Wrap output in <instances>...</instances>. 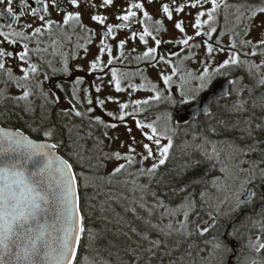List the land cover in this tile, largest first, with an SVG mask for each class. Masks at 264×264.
Segmentation results:
<instances>
[{
    "label": "snow or ice",
    "instance_id": "6c2138e0",
    "mask_svg": "<svg viewBox=\"0 0 264 264\" xmlns=\"http://www.w3.org/2000/svg\"><path fill=\"white\" fill-rule=\"evenodd\" d=\"M61 2L62 0H0V74L6 76V82L14 83L21 90L20 95L10 99L17 105L23 102L21 110L25 113L35 111L29 99L34 94V87L41 88L40 94L46 103L49 102L48 93L42 90L44 81L49 79L48 73L43 72V80L36 79L45 64L49 68L52 67L51 61H44L43 54L49 53L50 49V55L59 54L62 57V68L53 69V72L61 71L71 75L68 55L61 51L62 47L71 44L73 36L77 41L85 39L87 43H91L92 37L96 35L93 29L82 22L81 0H64L66 5L75 9L74 11L62 10ZM175 3L176 0H169L161 5L160 11L169 21L173 20L172 5ZM112 4L113 0H102L101 5L90 3L89 7H106ZM205 4H210L211 7L204 9ZM222 6L225 9L230 7L227 0H188L187 3L177 5L176 13L183 12L185 7H199L202 10L197 12L191 25L195 30L193 35L187 34L183 20H177L174 27L182 34V38L170 41L158 38L162 30L167 31L164 21L155 20L157 27L154 34L146 23L153 19L152 16L144 10L143 3H137L135 0L127 6L123 14L116 16L119 23H106L108 17L104 14L91 15L92 21L103 26L104 34L99 41V54L89 65L90 73H104L107 68L111 72L109 83H114L115 91L125 90L121 87V81L127 78V73L109 66L113 65L114 60L124 56L123 50L127 41H119L118 57L113 56L112 45L107 41L109 37L116 38L117 30L131 28L135 22L142 25L143 30H133L131 39L135 40L138 36L140 42L147 45V38L150 37L155 43V47H147L136 59L154 61L153 66L160 63L171 65V74L160 73L166 88L161 90L152 84L150 90L154 95L144 100L132 101V111H128L129 103L114 101L119 104L118 114L107 112V116L113 121H118L128 128L132 139V143L127 145V152L113 151L105 154L107 160L123 161L109 173L108 183L111 185L113 179L123 173H127V177L131 179H117L116 183L121 185L123 190L118 195L110 192L108 200L101 205L102 213L107 211L104 206L107 204L115 217L113 221L102 215L101 219L106 222L102 230L103 235L101 231L89 226L91 212L86 214L82 210L78 175L74 172L70 160L60 154L65 145L58 135L57 126L47 124L44 114L35 127L29 125L42 139H33L19 129L0 127V264H196L194 251L204 252L209 246L211 251L208 256L220 254L219 264H225L224 257L232 249L221 238L223 234L213 235L211 241L202 240L204 248L197 242L217 226V215L213 214V206L210 200L206 199L207 192L201 191L197 200L196 194L190 190L195 184L204 183L203 179L189 184H181L179 180L188 168L195 167L201 161L190 158L179 166V170L168 168L174 148L173 136L179 123H172L171 114L166 115L163 127L159 126V116L150 122L137 118V107L140 105L150 106L152 102L158 104L161 101L173 105L177 103L170 94L166 95L171 92L173 76L177 73H180L183 81L179 102L185 105L196 101L202 93L212 91L218 77H233L226 80L229 89L224 93L233 96L231 105L225 108L229 118H218L209 109L203 110L209 118L207 132L223 139H212L211 135L194 137V140L198 139L200 142L192 146V151L199 152L205 161H213V168L217 164L220 165L224 188L220 187L221 177H214L211 181L212 187L217 191L230 189L229 181L238 182V187L231 192V196L225 197V201L221 202L230 201L232 213L239 212L244 207L255 208L256 202H259L260 210L255 214L260 220L254 221L253 225L258 226L261 234L256 236L255 241L250 239L248 246L257 254L264 252V192L257 191V188L264 187V93L255 96L257 90L264 89V38L255 43L251 39L241 40V48L249 45L252 47L251 52L244 53L239 51L237 43L233 40L230 45L232 51L227 58L213 67L209 61H214V53L226 50L219 39H215L214 43L209 42L213 41V34L218 31L215 23ZM231 7H235L239 13L237 21H241L245 13L248 14L247 19L250 22L258 15L264 16V0H244L243 3ZM134 9L142 11V19H136L137 11ZM53 11L60 14V21L51 18ZM205 25L208 28L202 31ZM261 26H264V21ZM251 30L252 26L249 24L243 29L244 35H248ZM220 35L224 33L221 32ZM198 37H206L203 39L206 59L202 62L203 68L198 74L181 72L179 65L173 64L170 58L157 52L161 43L199 48L200 44L190 45V42ZM30 44H34V47L30 48ZM5 45L18 46L20 50L17 51L15 47L9 50ZM78 46L87 52L85 45ZM180 51H183V48ZM105 53L108 56L106 64L103 60ZM170 55L180 56V52ZM192 55L194 54H189L184 59H191ZM242 55L244 59L241 58ZM258 55V63L247 58ZM33 56L37 62H33ZM10 59L19 62L16 67L20 75H15L14 69L8 66ZM189 80L196 81V84L185 89L184 84ZM82 84L81 77L74 79L72 98L68 101L71 107L61 110L62 117L74 115L83 118L86 115L77 107L81 103L78 92ZM54 87L64 91L63 83H57ZM129 87L136 90L135 85L129 84ZM83 91L84 98L90 105L86 112L93 113L95 109L91 105L94 102L89 90ZM95 91L99 93L101 87L96 86ZM51 95L55 97L51 103L58 104L60 97L55 92ZM4 99L9 97L5 95L4 90H0V102ZM106 99L113 101L111 96ZM95 103L103 107L105 100L97 97ZM257 108L262 115H256ZM129 117L142 134L143 140L139 142L141 151L137 150L136 138L131 136L132 129L127 124ZM178 119L182 120L183 117ZM93 121L105 129H115L119 126L118 123L105 122L100 115L89 117V123ZM170 132L172 134H169ZM234 133L238 135H233ZM103 136L108 137V132L105 131ZM120 147H125L123 142ZM184 155L191 157L188 151H185ZM240 157H249L247 161L240 160V164L247 163L246 168L230 163ZM146 161H152L150 166L145 167ZM135 165H139L136 172H129L128 168ZM141 177L146 178L147 183H140ZM177 198L180 202L174 204ZM112 204L119 206L121 211L112 208ZM205 204L210 210L203 213ZM89 207L94 209L95 205ZM215 211L220 213L218 205ZM204 215L207 219H204ZM108 224L113 227L108 228ZM236 232L237 229L233 227L227 235L235 237ZM109 233L111 239H107ZM84 239L88 242V250L95 252L96 256H79ZM98 239H107V242L97 247ZM101 251L107 252L109 257L115 256V261L99 257ZM251 264H264V257L253 259Z\"/></svg>",
    "mask_w": 264,
    "mask_h": 264
},
{
    "label": "trees",
    "instance_id": "16d2710c",
    "mask_svg": "<svg viewBox=\"0 0 264 264\" xmlns=\"http://www.w3.org/2000/svg\"><path fill=\"white\" fill-rule=\"evenodd\" d=\"M237 47L239 48V51L241 53H244L245 51H241V49H246V47H240V42H236ZM251 52V51H250ZM242 59L245 57L242 55ZM248 59H252L255 62H259V55L256 57H247ZM233 77H218L217 81L223 80V79H230ZM68 80H72V78H67ZM55 81V79H54ZM65 81V79H64ZM56 82V81H55ZM247 82V81H245ZM0 90H4V93L7 97H9L10 102L9 103H3L0 102V125L6 128H13V129H19L22 130L24 133L29 135L33 139H42V136L38 135L36 132L32 131V127H35L40 122V117L42 114L46 115L51 118L50 112L47 108L50 106L48 105V102L46 103H40L44 107H38L37 110H42L40 114L36 116L37 119L34 120L33 115L30 113H25L21 110V105H15V101L13 99H10V97H15L17 92H20L19 89H16V87L9 86L7 83H2L0 81ZM57 95L60 97L59 106L56 108L53 107V110L55 113L59 114L57 112V109L61 108L62 105L65 102L64 96L65 94H62V92L56 91ZM262 93H264V89H259L255 92V96H260ZM247 95V93H245ZM173 97V96H172ZM233 100V96H227L226 98L218 101H213L211 104V112L214 113V115L218 118H229V114L225 111V108L230 106ZM197 101V100H196ZM196 101H192L193 104ZM153 103V102H152ZM46 105V106H45ZM177 107V103L175 105L170 103H164V105H160L156 108V110H144L145 116L150 115H156L161 110H167L170 112L172 116V123H174V109ZM256 115L260 116L262 115L259 108L256 110ZM45 112V113H44ZM55 114H53L54 116ZM46 115V117H48ZM58 116V115H57ZM50 118H47L46 123L51 125H56L59 129L58 135L61 139L64 141V147L60 150V154L63 155L66 159H69L70 162L73 164V169L78 175V183H79V193L81 196V205L82 210L87 214L89 211L91 212V218L88 221L89 226H91L94 229H97L98 231H101L102 235V228L101 223L104 221L101 219L102 215H106L109 217V219L113 220L115 219L113 212H101V205L104 204V200H108V194L111 192L113 195H118L121 190L118 187V184L116 183V180H123L125 178L131 179V177H125L119 176L115 179H113L112 184L110 185L108 183V177L109 173L106 169V162L103 161L102 155H99L104 148H108L111 144V139L108 137L103 136V133L106 131V129L103 126H98L95 123H85L83 126H79L76 123H65L63 121L57 120V118H54L51 120ZM31 125L32 127H29ZM209 125V118L207 115H201L200 117L194 119L193 121L186 123L184 125H179L177 129H179V137L181 140V145L179 148H176L174 146L172 150V158L170 163L168 164L169 169L176 168L179 170V166L186 161H188L190 158L192 160H200L201 163L196 165L195 167L188 168L183 177L179 178L181 184H189L193 181H198L203 179L204 183L195 184L190 190L193 191L196 194L197 200H199V193L201 191H206L208 198H213L211 202L212 204V211L214 215H217V226L215 229L211 230L209 234H206L204 238H201L197 242L200 244L201 248H204V244L202 240L206 239L211 241L213 235L217 234H223L222 239L225 240V242L229 245V247L232 249L231 252H229L227 255H225V264H251V261L253 259H260L264 257V252H261L259 254L255 253L252 249L249 248V240L255 241L256 236L261 234L258 230V226H254V221H259L260 217L257 216L255 213L260 210V204L257 201L255 204V208L252 207H244L239 212L232 213L231 208H227L226 205H222L218 203V195L221 193V191H217L216 188L212 187L211 181L214 177H221L220 180V187L223 188V175L219 171L220 165L217 164L215 168L212 167L213 161H205L203 157L199 154V152H193L192 146H186L185 140L187 139H193L196 135H211L207 132V128ZM233 135H238L237 133H234ZM212 139H223V137H216L215 135H211ZM175 140V138L173 139ZM100 141H103V143H100ZM176 144V140L174 141ZM200 141L198 140V143ZM174 144V145H175ZM185 151H188L191 153V157L185 156ZM249 157H240L239 159L232 161L230 163H234L239 165L240 167H247V163L240 164V160L247 161ZM89 161V162H87ZM87 162V163H86ZM84 163L90 164L94 166V170H88L85 168ZM93 174H91L90 172ZM83 174L85 176H88L91 178V176H94L96 180L100 179V184H88L87 187H85V183L82 181ZM175 175L174 173L172 174ZM140 183H147L146 178L141 177L139 180ZM238 183V182H237ZM258 192H264V187L257 188ZM128 195H131V193H127ZM210 196V197H209ZM179 198H177L174 201V204L179 203ZM90 205H95L94 209H90ZM105 204L104 206L107 208ZM219 206L220 213L217 214L215 209ZM113 206V204H112ZM116 211H121L119 206H116ZM209 207L207 204L204 205L203 213H206L209 211ZM251 217V219H249ZM204 219H207V216L204 215ZM113 225H110V228H112ZM233 227L237 229L235 237H230L227 235L228 232H231L233 230ZM111 234L109 233L107 235V239H111ZM107 239H98L97 241V247H101L106 244ZM87 240H82V246L79 250V256L82 258L83 256L87 255L90 258L93 257L91 255L92 252L88 250L87 247ZM210 248V246H209ZM208 248V249H209ZM208 249H206L204 252L207 254ZM113 251H115L113 249ZM103 259H111L113 262L115 261V256L109 257L108 254L105 257H102ZM194 258V257H193ZM195 259V258H194ZM196 264H199V261L195 259ZM215 264H219V255H216V260L214 261Z\"/></svg>",
    "mask_w": 264,
    "mask_h": 264
},
{
    "label": "flooded vegetation",
    "instance_id": "af4514ba",
    "mask_svg": "<svg viewBox=\"0 0 264 264\" xmlns=\"http://www.w3.org/2000/svg\"><path fill=\"white\" fill-rule=\"evenodd\" d=\"M132 2H133V0H113V4L110 5V6L90 8L89 7L90 3L99 6V5L102 4V0H81V9L80 10L83 13L82 22L88 28L93 29L94 32L96 33V35H94L92 37V42L91 43H87L85 39H80L79 41H77L76 37L73 36L72 43L71 44H65L62 47L61 51L64 54L68 55V59H70L71 62L72 61H76V63H77L76 66H78V65L80 66L79 69L75 70L78 73V74H76V77H80L81 76L83 78V83H85V77H87L86 76L87 72L89 74H97L98 73V72L90 73L89 72V65L90 64L89 65H85L83 60L85 59V57H88L90 55L91 49L94 48V46L97 48V52L95 54V57L99 54V51H98L99 50V46H100L99 45V41H100V39L102 38V36L104 34L103 26L99 25L95 21H92L90 19L91 15L104 14V15H106L108 17L106 23H108V24H116V23H119V21L116 19V16L120 15V14H123L124 10H126L127 6L130 3H132ZM135 2L144 4V10L147 11L153 18L151 21H153V20L154 21L155 20H163L164 21V26H166V24L168 22V19L166 18V16H164V14L160 11V9H161L162 3H168L169 0H152V2H149V0H135ZM182 2L183 3H187L188 0H176V3L172 5L173 21L176 22L177 20H183L184 21V27H185L186 32H187L188 31L187 26H189V24L192 25L194 23L195 16H196L197 12L202 10V9H200L199 7H197V8L185 7L183 12L176 13L175 12V7L177 5H179L180 3H182ZM243 2H244V0H227V3L230 5V7L225 9L222 6L219 9V11L217 13V20H216V23H215V26L217 27L218 31H217V33L213 34V37H214L213 41H209V42L214 43L215 39H219L222 42L221 43L222 46L225 47L226 44H228V42H232L233 40H235V42H240L241 40L250 38V33L248 35H244L243 29L246 26H248L249 24H251L252 30H253L254 26H257L258 23H260V21H258V18L263 17V16L258 15L253 21L250 22L247 19V15L248 14L245 13V16L242 17L241 21H237V26H238L237 31L239 33L238 37L235 36V35H232L230 33H227L225 31V28H227V26L229 24L228 21H230L229 13L232 12L236 16L239 15V13L236 12V8L235 7H231V6L232 5H238V4L243 3ZM0 7H2V6H0ZM209 7H211L210 4H205L204 5V9H207ZM61 9L62 10H73V11L75 10V9H71L70 6L66 5L64 0H62V2H61ZM134 11H137V10L134 9ZM51 18H53V19H55L57 21H60L61 16L56 11H53L52 14H51ZM142 18H143L142 11H137V18L136 19H142ZM204 19H206V17H204ZM149 22L150 21L146 22L148 26H149ZM37 23H39V22L37 21ZM207 28H208V26L205 25V27H204V29H202V31H206ZM133 30L142 31L143 30V26L138 24V23L133 22L131 28H125V29L117 30L115 39H112L111 37L108 38L107 42L110 45H112V50H113V56L114 57L120 56V52H119V49L117 47V45L119 44V41L120 40H126L127 41V43L125 44L124 50H123L124 51V56L121 57L118 60H114V63H113V65H111V67H116L117 69H120L121 67H123L124 69H128L129 71L130 70H134L135 71V69L137 71H139L138 76L135 78V82H134L133 85H136V88L138 90H141V91L144 92L145 90L151 88L150 84H147L146 86H144V82H145L146 78L144 79V75L143 74L145 72V68L148 67L150 70H152V68H155L156 65L153 66L155 64L154 61L153 62H149V61H145L144 62L143 59L138 60V59H136V57L140 56L145 51V50H143L144 48L155 47V43H154V41L149 39L148 40V44L145 45V44L140 42L138 36H137V38L135 40L131 39V32ZM150 30H152L153 33L156 34V32H155V30H153V28H150ZM190 30H191L190 31L191 35H193L195 30L193 28L192 29L190 28ZM221 32H223L224 35H220ZM188 33L189 32H187V34ZM163 36H164V34H162V33L158 34V38L161 39L162 41H170L171 40V39H162ZM180 38H182V34L179 32V30H177V37L174 40H178ZM260 38H264V31L261 34ZM203 39H206V37H204V38H199L198 37L194 41L199 40V41L203 42ZM194 41H191L190 44L192 42H194ZM256 41H257L256 39L253 40V42H256ZM150 44H152V45L150 46ZM172 44L173 43H165V45L161 44L159 46V48L157 49L158 54L159 55H164V56H166V57H168L170 59L174 58V55H169V53H168L171 50L170 49H165L166 46L169 47ZM78 45H85L87 47V49H88L87 52H85L83 47H80ZM228 45H231V43L228 44ZM5 47H7L9 50H12L13 47H15L17 51L20 50V48L18 46L5 45ZM31 47H34V44H30V48ZM179 47L180 48H185L184 46H179ZM133 49H135V51H133ZM221 53H222V55H220V56H224L225 55L223 52H221ZM43 56H44V61H49L50 60L49 59V53H44ZM73 56L75 58H73ZM103 58H104V60L106 58L108 59V56H107L106 53H105ZM33 62H37L35 56H33ZM18 63L19 62L17 60H13V59H10L8 61V66L12 67L14 69V74L15 75H20L19 69L16 67ZM106 63H107V60H106L105 64ZM53 69H57V68H53V67L49 68L45 64L42 67L41 72L36 77V78L43 77V72H45V71L49 75V79L44 81L43 85H44V92H47L48 96H49L48 105L50 107L47 108V109L51 113L50 114V116H51L50 119L51 120H53L54 118H57V120L63 121L65 123H72V124L76 123L79 126H83V124L89 123V117H94L96 115H100L101 116V113H99V111L92 105H91V107H94L95 111L93 113H87L86 112V109L88 107H90V105L87 104L86 99H85V101H84L83 98L81 99V96L79 94L80 91H79L78 95L80 96L81 103L78 104L77 107L82 112H85L86 115L83 118L75 117L74 115L71 116V117H62L60 115L61 110L71 107V105L68 103V101L72 98L71 97V91H72V84H73L74 79L68 80L67 78H70L72 75L74 76L75 72H74V70H72L71 71V75H66V74H64L61 71L53 72ZM97 75H94L93 77H97ZM0 78H1L0 81L2 83H7L6 82L7 80L4 79L5 78L4 75L0 74ZM54 79H55L56 82L54 81ZM64 79H65V81H64ZM33 82H34L33 85H35V80H33ZM57 83H63L64 84V91H61V90H59V89L54 87V85L57 84ZM79 88H81V85L79 86ZM56 91L62 92V94H65V96H64L65 102H63L64 104L62 105L61 108L57 109V112H59V114L55 113V111L53 110V107L56 108L57 106H59L58 105L59 103L58 104L51 103V101L55 99V97H53L51 95V93L52 92L56 93ZM33 93H34L33 96H31L30 98H32L34 96L37 97V93L35 92L34 88H33ZM18 95H20V92H17V94L15 96H18ZM56 95H57V93H56ZM173 98H175V97L173 96ZM38 99H39V97H38ZM199 99L196 102H194V103H198ZM39 101H40L39 104L43 103V102L45 103V99H44V97L42 95H41V98L39 99ZM21 103H20V105H21ZM190 104H192V103H190ZM40 105H41V107L43 106L42 104H40ZM185 106H186L185 104L177 103V107H175V109H174V116H175V113H176L177 110H179V109H181L182 107H185ZM53 114H55V115L53 116ZM140 114L144 115V112H142ZM37 115H38V113H36V115L33 116L34 120L37 119V117H36ZM137 118L139 119V117H137ZM92 123H95V122L93 121ZM174 123H175V120H174Z\"/></svg>",
    "mask_w": 264,
    "mask_h": 264
},
{
    "label": "rangeland",
    "instance_id": "374dc122",
    "mask_svg": "<svg viewBox=\"0 0 264 264\" xmlns=\"http://www.w3.org/2000/svg\"><path fill=\"white\" fill-rule=\"evenodd\" d=\"M236 17L237 16L234 15L232 12L229 13L230 21H228L229 24H228L227 28H225V31L227 33H230V34L238 37V35H236V33H238V31H237L238 26H237ZM258 21H260V23H258L257 26H254L253 30H251V32H250V38L249 39H251V40L256 39L258 41V39H260L261 34L264 31V26H261V22L264 21V16L258 18ZM154 22H155L154 20L149 22V27L153 28V30H155V28L157 27V25H155ZM174 23H175V21H173V20L169 21L168 20L166 26H164V28H166L167 31L162 30L160 32V33L164 34L162 39H171V40L176 39L177 29H175ZM190 28L192 29L191 25L189 24V26H187V29H188L187 32H189V33L191 31ZM189 35H191V33ZM147 39L149 40L151 38L149 37ZM230 43H232V42H228V44H230ZM161 44L165 45V43H161ZM193 44H200L201 47H199V48L185 47V48H183V51H181V52H180L181 48L179 47L180 45H177L175 43H173L169 47H167V46L166 47L164 46V47H165V49L171 50L170 52H168L169 55L173 52H180V56H174V58H172L171 60L173 61V64L179 65L181 72L190 71L195 75V74H198L203 68L202 62L206 59V49L203 45V42H201L199 40L192 42L190 45H193ZM228 44H226V46H225L226 50H225V52H223L225 54L224 56H220V55H222L221 52L214 53V58H215L214 61H209L210 63H212L213 67L215 66L216 63L222 62L223 59H226L229 52L232 51V49L230 48V45H228ZM151 45L152 44H150V46ZM143 50H146V48H144ZM241 51L250 52V51H252V47L249 45V46H247V50L241 49ZM50 52H51V49H50L49 53ZM96 52H97V48L94 46V48L91 49L90 55L88 57H85V59L83 60L85 65H89L91 63V61L95 59ZM189 54H194V55H192L191 59H184V57L189 55ZM49 59H50L49 61L52 62L53 68L60 69L62 67V62H61L62 57L59 54L56 56H52L49 54ZM103 60H104V58H103ZM106 60H108V59L106 58L104 60V63L106 62ZM144 62H145V60H144ZM69 64H70L69 66H70L71 70H74V72H75L74 76L72 75L70 78L75 79L76 74H78L77 71H75V70L79 69L80 66L79 65L76 66V64H77L76 61L71 62L70 59H69ZM123 69L124 68L121 67L119 70L123 73H127V78L122 79V81H121V87L125 89L124 91H122V92H116L115 91L114 83H109V81L111 80V72L106 68L104 73L98 72L97 73L98 75L97 74H89L87 72V74H86L87 77H85V83H83L81 85L80 92H79L81 99L83 98L85 101V98H84L85 93L83 90L88 89L89 94L91 95L93 102H94L92 106H94L99 111V113H101V118L104 119L105 122H114V123H118V125H119L115 129H106V131L108 132V135H110V137H111V144L109 145L108 148H104L102 150V152L99 154V155H102L103 161L106 162V169L108 172H111L113 170V168L118 163H122L123 161L117 162L115 160H107V159H105V154L111 153L113 151H120L121 153L127 152V145L132 143V139L129 135L128 128L122 124H119L118 121H113L111 117L107 116V112L111 111V112L118 114L119 104L114 102V101H119L120 103H129L130 107H129L128 111H132V103H131L132 101L144 100V99H147L148 97L154 95V93L150 89H147L143 92L141 90H138L137 88H136V90H133L132 88H130L129 84H131V85L134 84L135 78L138 76L139 71H137L136 69H135V71L134 70L129 71L128 69H124V70ZM161 72H164L165 74H171V65H165L164 63H160V64L156 65L155 68H152V70H150L148 67H146L145 72L143 74L144 79L146 78L145 82H144V86H146L147 84H150V85L155 84L159 89L164 90L166 88V86L163 84V81L160 78ZM94 75H97V77H103V79H98L97 77H93ZM4 79L7 80L6 76ZM36 79L43 80V77H38ZM0 80H1V78H0ZM7 83L9 84V86L16 87L14 83H11V82H7ZM182 83H183V81L180 78V73H177L176 76H173V84L171 85V92L166 93V95H168V94L171 95L172 89L176 88L178 90V94L180 97V89H181ZM33 84H34V82H33ZM195 84H196V81L189 80L188 83L184 84V87H185V89H188V88L194 87ZM96 86L101 87V91L99 93H97L95 91ZM16 89H18V88L16 87ZM34 90L37 93V97L34 96L32 98H29L32 101L33 106L35 108V111L33 113H30L33 116L36 115V113H39V114L41 112L43 113L42 110H37L38 107L40 106L39 99L41 98V94H40L41 88H35L34 87ZM42 90L44 91V85H42ZM20 94H21V90H20ZM108 96L113 97V101H108L106 99ZM38 97H39V99H38ZM97 97L99 99L105 100V105L103 107H100L99 105H97L95 103ZM199 97L197 98V100L199 99ZM2 102L3 103H9L10 101L7 99H4ZM164 103H167V101H161L158 104L156 102H153L150 104V106H144V105L138 106L137 107V113H138L137 117H139V119L145 120L146 122H150V121L156 120V118L159 116L160 117L159 126L163 127L166 115L170 114L169 111L161 110L158 114L150 115V116H145V115L140 114V113L144 112V110L145 111L156 110V108L158 106L164 105ZM14 104L17 105L16 102ZM21 106H23V102L21 103ZM46 115L48 116V114H46ZM47 118H50V117L48 116ZM127 124H128V127H130L132 129L131 136H134L136 138V141L138 142L137 143V150L141 151L142 149L139 146V142L143 140V137H142L140 130L136 128L135 122L130 117L127 118ZM169 134H172V133L170 132ZM195 135H196L195 137L200 136L198 134H195ZM174 138L176 140V144L174 142V144H175L174 146H176V148H179L181 145V140L179 137V129H176L175 134L173 136V139ZM121 142L124 143L125 147H123V148L120 147ZM144 142H147V141H144ZM197 143H198V139H196V140H194V139L185 140L186 146H190V145L194 146ZM137 159H139V157H137ZM87 162H89V161H87ZM86 163H84V166L86 169L94 170L93 165L86 164ZM151 163H152V161H146L145 167L150 166ZM138 167H139V165L132 166V167L128 168V171L135 173L136 169ZM88 172H90V171H88ZM90 173L93 174L92 172H90ZM126 175H127V173H123L120 176L125 177ZM82 181L84 183H87V185L92 184L93 182H94L93 184H97V185L101 183L100 179L96 180V178H94V176H91V178H89L88 176H85L84 174H83ZM229 184L231 185V188L222 190L221 193H219V195L217 196L219 198L218 203L222 204V205H226L227 208H231V202L230 201L229 202H223V203H221V202L225 201V197L231 196V192L235 191V189L238 187V183H233L232 181H229ZM129 187H131V185H129ZM118 188L122 189V186H120ZM223 188H224V186H223ZM137 195H139V193H137ZM208 199L210 201L213 200V198H208ZM104 202H105V200H104ZM116 206H117L116 204H113L112 208H115L117 210ZM107 210L110 213L112 212L111 208H108V206H107ZM105 223H106L105 221H102L101 223H99V224H101L102 230L105 227ZM110 225L111 224H108L107 227L110 228ZM210 251H211V247L208 249L207 254L205 252L197 253L194 251L193 257L199 261V264H215L214 261L216 260V255L218 256L220 254H216L213 257H209L208 253ZM107 254H108L107 252L101 251L99 253V257H105ZM91 255L96 256L97 254L95 252H92ZM201 257H203L204 259H201Z\"/></svg>",
    "mask_w": 264,
    "mask_h": 264
},
{
    "label": "water",
    "instance_id": "95a60500",
    "mask_svg": "<svg viewBox=\"0 0 264 264\" xmlns=\"http://www.w3.org/2000/svg\"><path fill=\"white\" fill-rule=\"evenodd\" d=\"M227 79H223L220 81H217L214 85L212 91L204 93L198 103H193L186 105L185 107H182L181 109L177 110L175 113V123H179V125H183L186 123H189L193 121L194 119L200 117L201 115H205L204 109L211 110V104L213 101H218L226 98L228 95H225L224 93L228 91L229 86L226 83ZM222 85V87H221ZM172 94L175 96V99L177 100V103H180V98L177 94L176 89L172 90ZM199 104L200 106L197 107L196 105ZM179 117H183L182 120H179ZM0 127H3L0 125ZM6 128V127H4ZM13 129V128H11ZM15 130V129H13ZM22 131V130H21ZM26 134V133H25ZM27 135V134H26ZM74 170V169H73ZM75 172V171H74Z\"/></svg>",
    "mask_w": 264,
    "mask_h": 264
}]
</instances>
